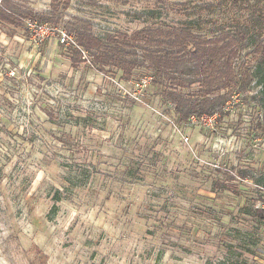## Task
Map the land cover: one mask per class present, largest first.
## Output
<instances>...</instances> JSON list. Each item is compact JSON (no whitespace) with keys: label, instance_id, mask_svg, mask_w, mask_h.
Wrapping results in <instances>:
<instances>
[{"label":"rangeland","instance_id":"obj_1","mask_svg":"<svg viewBox=\"0 0 264 264\" xmlns=\"http://www.w3.org/2000/svg\"><path fill=\"white\" fill-rule=\"evenodd\" d=\"M2 1L31 16L0 21V264H264V219L253 215L264 209V55L253 8ZM209 3L213 12H198ZM69 23L100 38L162 24L207 37L236 23L250 31L223 113L180 124L146 64L130 80L98 71L85 52L72 65ZM180 90L199 95L197 83Z\"/></svg>","mask_w":264,"mask_h":264},{"label":"trees","instance_id":"obj_2","mask_svg":"<svg viewBox=\"0 0 264 264\" xmlns=\"http://www.w3.org/2000/svg\"><path fill=\"white\" fill-rule=\"evenodd\" d=\"M55 1V0H54ZM234 6L253 8L252 19L259 28L256 33L255 52L264 55V11L252 0H220ZM64 2V6L66 5ZM177 5L183 6V3ZM213 12L215 5L202 4L197 8ZM6 1L0 3V21L17 24L31 13L16 12ZM36 17V16H32ZM39 22L54 23L58 19L50 15L38 16ZM249 27L240 23L229 30H222L218 36L207 37L196 34L187 26L169 24L146 26L128 34L116 32L100 38L85 25L69 23L67 32L73 35L75 45H69L72 65L83 61V52L91 57L98 71L114 67L121 77L130 80L134 70L146 64L153 74L150 83H160L161 97L172 105L178 123H185L191 117H211L222 108L238 84L235 61L242 48L247 45ZM264 77V76H263ZM257 93L261 112L264 114V78ZM139 84L138 82H135ZM197 83L199 95L183 92L180 88ZM241 85L242 88L245 86ZM225 90L224 93H219ZM218 93V94H216ZM264 130V126H263ZM138 177V176H137ZM253 215L264 219V209L256 208Z\"/></svg>","mask_w":264,"mask_h":264},{"label":"built area","instance_id":"obj_3","mask_svg":"<svg viewBox=\"0 0 264 264\" xmlns=\"http://www.w3.org/2000/svg\"><path fill=\"white\" fill-rule=\"evenodd\" d=\"M33 26L34 25H36V26H34V27H36L37 29H38V31H45V29L46 28H44L46 25H40V24H36V23H34V24H32ZM31 25V26H32ZM33 26H32V30H33V32H34V29H33ZM47 27V26H46ZM66 38H68V37H66ZM61 41L63 42V41H65V35L61 38ZM139 85V84H138Z\"/></svg>","mask_w":264,"mask_h":264}]
</instances>
